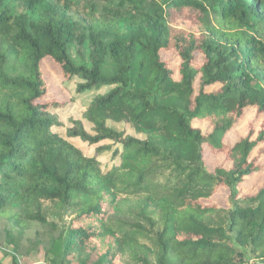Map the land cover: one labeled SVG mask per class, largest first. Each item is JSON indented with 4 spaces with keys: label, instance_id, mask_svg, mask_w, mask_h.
I'll return each instance as SVG.
<instances>
[{
    "label": "trees",
    "instance_id": "1",
    "mask_svg": "<svg viewBox=\"0 0 264 264\" xmlns=\"http://www.w3.org/2000/svg\"><path fill=\"white\" fill-rule=\"evenodd\" d=\"M46 58L96 92L64 132ZM246 109L264 114V0H0V218L23 232L67 215L44 264H264V181L241 190L264 125L225 143ZM206 151L230 168L207 171Z\"/></svg>",
    "mask_w": 264,
    "mask_h": 264
},
{
    "label": "rangeland",
    "instance_id": "2",
    "mask_svg": "<svg viewBox=\"0 0 264 264\" xmlns=\"http://www.w3.org/2000/svg\"><path fill=\"white\" fill-rule=\"evenodd\" d=\"M74 58V55L72 54ZM163 60L168 62L169 67L174 71V78L177 80V68L180 60L176 53L165 52L162 54ZM198 62L201 57L198 56ZM41 70L43 77L48 84V100H55L67 104L64 108L55 109L52 113L56 114L61 126L58 131L64 132L67 127L71 126L72 120H80L83 111L89 104L93 96L96 94L77 93L76 85L81 83L79 79L66 84L68 89H65L62 82L63 77L58 66L48 58L41 62ZM107 89H102L100 92H106ZM72 98V101L70 102ZM264 125V114H257L254 109H246L244 115L236 123L232 131L226 136L225 143L233 145L241 137H244L248 132L253 133V138L257 136L258 132ZM108 126L117 130L124 131L127 134L135 135L133 130L123 123L109 122ZM194 126L200 128L202 133L210 132V127L207 124H200L194 122ZM86 128L88 126L86 125ZM74 145L81 148L86 154L94 151L95 147H90L82 143L78 139L71 140ZM105 159L109 157L105 155ZM252 157L256 158V164L261 168L248 177L241 185V190L246 194H254L262 185L264 181V144L259 145L253 153ZM222 154L212 155L206 151L204 155L205 168L212 172L215 167L223 165L225 169L230 168V162H226ZM228 189L224 187L219 188L214 195L212 202L216 205L227 206ZM45 216L48 225L41 227H32L24 230L19 228H11V224L6 219L0 218V264H44L45 252L49 244L56 234L55 229L61 230L67 224V215L65 213H56L52 209L45 211ZM86 253L83 255L77 252H71L63 256L61 264H81Z\"/></svg>",
    "mask_w": 264,
    "mask_h": 264
}]
</instances>
